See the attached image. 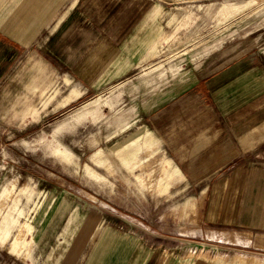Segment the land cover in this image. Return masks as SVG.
I'll return each mask as SVG.
<instances>
[{"label": "crops", "instance_id": "crops-1", "mask_svg": "<svg viewBox=\"0 0 264 264\" xmlns=\"http://www.w3.org/2000/svg\"><path fill=\"white\" fill-rule=\"evenodd\" d=\"M169 32L165 0H0V125L41 122L59 105L122 81L153 59ZM248 42L217 52L195 73L175 65L170 76L134 84V116L145 127L113 148L134 169L145 167L147 160L135 159L161 142L167 157L159 186L184 180L199 189L196 240L160 232L153 212L114 222L115 212L71 195L52 212L35 264H237L239 256H264V49ZM60 81L81 90L54 99ZM113 106L111 95L95 97L54 135L89 119L97 123ZM93 159L97 167L110 165L102 148ZM136 197L131 201L150 202ZM196 207L189 200L182 211ZM30 243L24 250L0 245L25 258Z\"/></svg>", "mask_w": 264, "mask_h": 264}, {"label": "rangeland", "instance_id": "rangeland-1", "mask_svg": "<svg viewBox=\"0 0 264 264\" xmlns=\"http://www.w3.org/2000/svg\"><path fill=\"white\" fill-rule=\"evenodd\" d=\"M165 1L170 34L163 45L156 46L153 59L147 64H140L122 81L103 90L85 93L69 106L59 105L41 122L13 128L0 125V243L24 250L31 241L25 258L14 255L19 254L18 249L9 247L12 254L7 244L0 245V264H35L42 232L50 223L52 212L71 195L90 198L96 206L115 212L117 216L109 213L114 222L120 220L118 216L136 222L137 215L146 218L147 212H153L151 222L160 232L196 240L194 231L202 207L199 189L184 180L171 188L159 186L167 157L161 142L157 141L146 154L143 151L135 160H147L145 167L134 169L133 162L125 163L113 154V148L145 127L134 116L138 109L134 106L136 101L130 99L134 84L157 78L162 72L169 75L175 65L182 73H195L217 52L242 45L244 38L249 39L246 45L252 50L264 49V0ZM67 82L60 81L55 86L54 99L79 88L76 83ZM100 95H111L114 102L110 111L104 110L101 121L89 119L64 127L54 135L57 127ZM128 112L125 122L119 126L113 123ZM100 148L110 155V165L97 167L98 161H92V154ZM100 174L105 179L99 180ZM136 196L148 197L150 202L131 201ZM189 200L195 201L197 207L192 212L182 211ZM207 255L208 251H204L203 258ZM263 259L264 256L252 254L236 260L237 264H264Z\"/></svg>", "mask_w": 264, "mask_h": 264}, {"label": "bare ground", "instance_id": "bare-ground-1", "mask_svg": "<svg viewBox=\"0 0 264 264\" xmlns=\"http://www.w3.org/2000/svg\"><path fill=\"white\" fill-rule=\"evenodd\" d=\"M134 1H135V0H134ZM139 3H141V2H139ZM127 4H128V3H127ZM146 5H147V4H146ZM125 6H126V5H125ZM148 6H149V5H148ZM157 8H158V7H157ZM122 11H123V10H122ZM142 12H143V11H142ZM129 13H130V12H129ZM124 15H125V14H124ZM123 17H124V16H123ZM140 22H141V21H140ZM111 24H112V23H111ZM124 25H125V24H124ZM107 26H108V25H107ZM108 29H109V28H108ZM121 31H122V30H121ZM63 152H66V153H67L68 151H66L65 149H63ZM46 206H47V205H46ZM44 209H46V208H44ZM44 209H43V210H44ZM141 255H142V254H141ZM141 255H140V256H141ZM140 256H139V258H140ZM144 259H145V258H144ZM140 261H141V260H140ZM140 263H141V262H140Z\"/></svg>", "mask_w": 264, "mask_h": 264}]
</instances>
